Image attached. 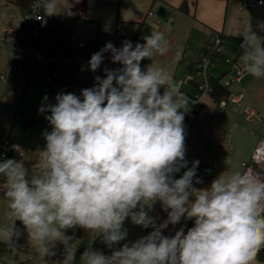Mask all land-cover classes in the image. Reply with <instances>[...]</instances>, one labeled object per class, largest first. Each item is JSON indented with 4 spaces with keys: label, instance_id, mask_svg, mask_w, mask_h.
Wrapping results in <instances>:
<instances>
[{
    "label": "clouds",
    "instance_id": "obj_1",
    "mask_svg": "<svg viewBox=\"0 0 264 264\" xmlns=\"http://www.w3.org/2000/svg\"><path fill=\"white\" fill-rule=\"evenodd\" d=\"M82 0H36L46 16L77 13ZM264 4V0H260ZM59 8V11L57 9ZM264 20L257 30L246 24L239 36L240 57L249 75L264 78ZM144 43L112 42L92 54L87 67L101 70L105 54L120 67L103 68L80 95L60 92L43 97L39 113L51 130L42 133V171L31 173L23 160L0 158L4 197L14 223L0 227V236L16 250L25 233L42 259L64 246L61 264H75V232H99L110 250L93 247L80 264H264V174L248 169L220 174L208 187L197 175L200 161L186 159L185 113L189 97L182 81L162 67L148 64L170 52L161 31L143 36ZM182 59V51L176 52ZM82 70L84 68L82 67ZM184 170V171H182ZM159 202L166 218L150 215ZM148 234L129 241L126 222ZM193 221L165 235L169 226ZM23 225V230L17 227ZM127 241V242H125ZM125 242V243H122ZM0 264H16L11 256Z\"/></svg>",
    "mask_w": 264,
    "mask_h": 264
},
{
    "label": "rangeland",
    "instance_id": "obj_2",
    "mask_svg": "<svg viewBox=\"0 0 264 264\" xmlns=\"http://www.w3.org/2000/svg\"><path fill=\"white\" fill-rule=\"evenodd\" d=\"M161 7L165 8L167 15L158 16L151 24L152 28L145 31H148L147 35H149L159 26L158 30H162L166 39L170 41V52L166 56L156 55L151 61L144 60L142 67L146 68L151 63L169 71L174 79L185 81L189 76L190 63L198 59L197 50L205 44L208 30L202 22L198 23L190 3L188 14L161 2L156 4L154 11L158 12ZM238 11L235 9L234 20L228 22V24H232L230 33L225 32L224 35L238 34L234 30L240 26V20L236 22L241 13ZM170 15L174 20L169 23ZM252 26L254 30L257 29V26L253 24ZM259 35H263V33H259ZM143 36L146 34L141 35V37ZM177 51H182V59L179 61L175 58ZM230 55L236 56L234 52H231ZM7 62L10 64V58L7 59ZM80 66L77 64L75 68L70 67L68 70H64L62 65L61 69L57 67L58 77L56 79L44 72L47 66L43 64L32 67L35 71L33 77L20 73L14 74L11 70L5 71V80L0 78V156L7 144H20L24 156L17 160L25 162L30 174L42 171L40 152L46 144L42 133L45 129L51 130L48 121L38 111L43 97L47 95L49 102L54 103L55 96L62 91L80 95L81 89L93 86L95 76L104 75L101 70L92 72L87 69L83 73ZM220 68L219 72L224 71L225 65L221 64ZM229 78L230 76L224 81L228 82ZM185 87L194 94L188 83H185ZM230 89L233 95L241 93L244 95L241 103H228L227 107L220 108L211 96L203 95L200 101L201 110L198 113L191 111L194 100L188 96L189 111L185 113L184 121L186 159L189 161V167L192 161H200L197 175L203 179L204 183L196 185L197 187H208L212 180L222 173L229 176L237 171L243 172L242 162L249 160L259 138L264 137V78L257 79L249 75L243 84H231ZM246 107L257 112L252 121L245 119L244 109ZM5 188L6 182L0 176V227L14 223L10 218V210L4 197ZM150 215L159 216L161 220L166 218V213L162 210L159 202L153 205ZM185 224L187 227H191L193 221L182 220L174 227L170 225L164 234L174 235L175 230H179ZM125 226L129 229V241H134L151 231V229L145 230L140 226L133 225L130 220L126 222ZM17 227L23 230V225L20 222H17ZM74 232H77V229ZM68 235H73V231L70 230ZM80 235L75 233L73 241L74 246L77 247L75 264H80V256L90 242L94 248L110 254V250L102 243L99 232H88L87 236ZM0 241L5 242L3 236H0ZM17 246L26 249L30 257L33 256L31 261H35L39 257L34 246L29 243L27 233L20 238ZM57 246L59 247L57 258L61 264L64 259V246L62 244H57ZM3 256L5 255L0 254V258Z\"/></svg>",
    "mask_w": 264,
    "mask_h": 264
},
{
    "label": "crops",
    "instance_id": "obj_3",
    "mask_svg": "<svg viewBox=\"0 0 264 264\" xmlns=\"http://www.w3.org/2000/svg\"><path fill=\"white\" fill-rule=\"evenodd\" d=\"M63 2L64 0H58V4ZM158 2L178 9L183 2H186L188 7L190 3L198 23L202 22L208 30L205 42L212 32L230 33L232 24H228V22L234 20L235 9L241 12L236 20V22L240 20V26L234 29L238 34L231 33L227 36L241 37L239 34L246 24L251 23L257 26V21L264 20L263 9L255 4H251L241 11L239 5L242 0L230 2L229 0H82L73 9L77 13L75 16L45 15L36 36L32 32L31 23L24 20V15L28 10V0H25L24 6L19 5L18 0H0V78L5 80V71L7 70H11L14 74L20 73L33 77L35 71L32 67L38 64L47 66L44 72L50 68V73H45L55 79L58 77L57 67L61 69V65L64 70H68V68H75L77 64H80L79 68L83 67L82 72L84 73L88 69L87 62L92 54L103 48L107 42H112L116 47H120L126 39L131 40L134 44L136 42L143 43L141 35L146 34L147 36L148 31L145 30L152 28L151 24L156 19L149 17L148 13L154 11ZM244 12L245 14H243ZM5 27L11 29L13 43L3 31ZM72 35L79 40L87 41L88 44L85 47L69 45L65 50V45ZM63 40L64 43H62ZM8 58H10V64L7 62ZM105 66L108 68L120 67L118 64L111 63L109 53L105 54L101 71ZM54 72L57 73L56 77L53 76ZM17 248L10 252V256L15 259L16 264L60 263L57 258L58 246L54 249L55 256L45 259L39 256L35 261H31L33 256L31 258L26 249L18 246Z\"/></svg>",
    "mask_w": 264,
    "mask_h": 264
},
{
    "label": "built area",
    "instance_id": "obj_4",
    "mask_svg": "<svg viewBox=\"0 0 264 264\" xmlns=\"http://www.w3.org/2000/svg\"><path fill=\"white\" fill-rule=\"evenodd\" d=\"M230 1L232 0H229V2ZM35 3L36 0H30L28 10L24 15V20L27 23H31L32 32L37 36L40 31V25L45 18V14L43 8L33 7ZM251 4H255L256 6L261 7L264 11V4H262L260 0H242L239 9L242 11L244 8L250 6ZM148 15L151 18H157L158 16H160L156 11H150ZM173 20V16L168 17L169 23L173 22ZM158 28H156L157 31L163 32L162 30H158ZM3 31L9 36L10 41L13 43L14 38L11 36V29L9 27H5ZM87 44V41L79 40L76 38V36L72 35L69 37V41L65 45V50H67L69 45H78L80 47H85ZM231 52L232 51L228 47L226 37L218 31L212 32L205 42L204 46L198 50V59L194 62V73L193 75H191L200 82L198 84L197 93L194 95V103H199L201 101L202 95H208L212 91V86L210 83V78L212 75H221V73L225 72V78L230 76V80L228 82L224 81V84L226 86H230L231 84L235 83L243 84L248 76V73L243 70L242 61L239 59V57L231 56ZM221 64L225 65V69L224 71L219 72L221 70ZM50 71V68H47L45 70V72L47 73H50ZM53 76L56 77L57 73L54 72ZM178 81L183 82V87L184 80L180 79ZM243 99L244 95L242 93L239 95L231 94L227 100H221L218 105L220 108H225L228 106V103L239 104L243 101ZM244 114L247 121H252L253 118L257 115V112L254 109L246 107L244 109ZM10 153H13V158L15 159H19L24 156L22 146L20 144H7L0 158H10ZM242 167L244 171L253 169L256 172L264 174V137H261L258 140L249 160L242 162Z\"/></svg>",
    "mask_w": 264,
    "mask_h": 264
},
{
    "label": "trees",
    "instance_id": "obj_5",
    "mask_svg": "<svg viewBox=\"0 0 264 264\" xmlns=\"http://www.w3.org/2000/svg\"><path fill=\"white\" fill-rule=\"evenodd\" d=\"M29 2L30 0H28L27 3V7H29ZM25 0H18V4L21 6H24ZM179 9L183 12H185L186 14L189 13V7L188 4L186 2H183ZM222 33V32H221ZM224 35V33H222ZM227 39L228 42V47L229 49L234 52L236 54V57H239L243 52L244 49L240 46L242 43V37H237V36H226L224 35ZM194 62L190 63V66L188 68V78L184 81V85L182 87V91L185 92L190 98H192L194 100L195 98V94L197 93V89H198V84L200 83L193 75L194 73ZM226 77V73L223 72L221 73V75H212L210 78V83L212 86V91L208 94L209 96H211L215 102H217V104L221 101V100H227L229 98V96L232 94V91L230 89V86H226L224 84V79ZM185 83H188L191 88H192V92L194 91V94L191 93L188 88L185 87ZM202 83V80H201ZM201 109V103H193L191 106V111L198 113L199 110ZM72 230L69 229L68 232ZM76 230V229H75ZM75 230H72L73 232ZM76 234H81L83 236H87L88 232L85 231L84 229H77V232H75ZM80 235V236H81ZM11 248L4 242H0V252L1 254L5 255V256H10V252H11ZM259 259L264 261V251L262 250Z\"/></svg>",
    "mask_w": 264,
    "mask_h": 264
},
{
    "label": "water",
    "instance_id": "obj_6",
    "mask_svg": "<svg viewBox=\"0 0 264 264\" xmlns=\"http://www.w3.org/2000/svg\"><path fill=\"white\" fill-rule=\"evenodd\" d=\"M158 14H159L161 17H164V16L166 15V10H165V8H164V7L159 8V10H158ZM9 157H10V158H13V153H10V154H9ZM263 251H264V250H263Z\"/></svg>",
    "mask_w": 264,
    "mask_h": 264
}]
</instances>
